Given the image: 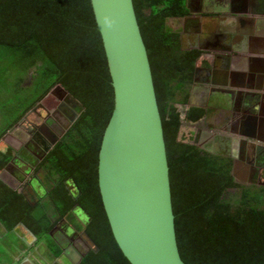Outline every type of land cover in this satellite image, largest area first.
I'll return each mask as SVG.
<instances>
[{
  "label": "trees",
  "instance_id": "16d2710c",
  "mask_svg": "<svg viewBox=\"0 0 264 264\" xmlns=\"http://www.w3.org/2000/svg\"><path fill=\"white\" fill-rule=\"evenodd\" d=\"M132 1L162 122L182 261L264 264V186L235 182L232 159L199 149L194 130L182 131L207 112L188 106L200 52L184 49L179 31L168 25L187 14L185 0ZM56 85L83 109L36 168L42 169V196L28 199L0 179V224L8 236L26 228L34 245L47 248L45 258L70 264L62 239L50 233L79 204L91 217L85 232L94 247L78 264H130L98 189V151L114 100L90 0H0V141ZM10 152L0 150V171Z\"/></svg>",
  "mask_w": 264,
  "mask_h": 264
},
{
  "label": "water",
  "instance_id": "95a60500",
  "mask_svg": "<svg viewBox=\"0 0 264 264\" xmlns=\"http://www.w3.org/2000/svg\"><path fill=\"white\" fill-rule=\"evenodd\" d=\"M90 4L113 88V110L102 135L97 164L99 194L112 236L130 264H185L176 240L162 122L133 1L90 0ZM55 91L80 108L65 125L66 132L83 106L60 85L49 94ZM40 106L37 103L1 140L10 145L11 135ZM236 174L231 170L235 182ZM73 210L82 213L87 222L91 220L79 204ZM82 233L94 247L84 228Z\"/></svg>",
  "mask_w": 264,
  "mask_h": 264
},
{
  "label": "flooded vegetation",
  "instance_id": "af4514ba",
  "mask_svg": "<svg viewBox=\"0 0 264 264\" xmlns=\"http://www.w3.org/2000/svg\"><path fill=\"white\" fill-rule=\"evenodd\" d=\"M188 1L191 13L187 12L183 17L172 19L171 22H168V25L173 30L179 31L181 45L184 49L200 52L194 68L192 88H194L193 92L195 94L192 93V95L199 96L200 100H202H199L198 106L200 105V108L210 107L206 104L207 102L219 99L223 97V93H226V89L219 86L222 80L221 75H226L232 67L231 51L235 35L233 32L221 28L216 21L212 20L210 14L214 12L222 13V11L227 13L245 12V0ZM196 12L202 13L201 16L197 17L194 14ZM222 16H227V14H222ZM183 23L184 30L181 31L180 25ZM48 95L56 96L59 100L52 110H48L41 104L35 112H31L22 121L18 130L11 135L8 141L10 145L2 140L0 141L5 148L10 149L11 159H14L13 162L10 159L7 165L1 169V180L12 189H19L28 199L31 197L34 200H37V198H34L27 191H32L34 188L35 191H40L44 194L43 189H45L41 175L42 169L36 171L38 164L52 150L46 153V149L49 148L50 144L57 138L59 139L56 143L62 140L67 132H65V125L80 110L78 105L66 100L57 91ZM188 106L190 105L188 104ZM232 112L233 110H227L222 105L215 103L212 111H207L201 120L195 123L201 126L200 128L196 127L194 130L192 143L199 149L232 159V164L236 159L247 164V159L245 158L247 145L236 142L233 138V133H237L239 130L243 133L245 126H247V130H250L249 128L252 125L257 124L258 126L260 122H257L256 112L254 111H249L250 114L247 113V119L245 120L240 118L236 120ZM207 125L208 127L210 126V131L206 129ZM211 130L214 132L212 131V133ZM253 152L252 158L248 160L247 170H244V172L237 170L235 165H232L233 169L231 168V170H235L237 173L238 178L236 180L239 184L264 186V147H260L257 152L255 150ZM28 156L34 159L33 164L27 163ZM30 173H33L32 176L27 177ZM35 181L38 182L37 185ZM35 185L40 186L39 190L35 189ZM73 209L70 216L59 220L50 233L51 235L54 233V236L62 239L64 246L62 256L70 264H72L71 253L78 254L79 260L83 254L92 249V244L85 234L82 233V229L84 228L85 231L88 222L82 213L79 211L75 212ZM55 260V264L63 263L62 258H55Z\"/></svg>",
  "mask_w": 264,
  "mask_h": 264
},
{
  "label": "crops",
  "instance_id": "0c3cea01",
  "mask_svg": "<svg viewBox=\"0 0 264 264\" xmlns=\"http://www.w3.org/2000/svg\"><path fill=\"white\" fill-rule=\"evenodd\" d=\"M186 6L189 8L188 0ZM244 9L245 12L242 13H227L226 11L220 13L218 11L219 13L210 14L212 20L216 21L221 28L235 35L231 51L232 67L226 75H221L222 80L219 86L226 89V93H223V97L219 99L207 102L206 104L210 107H203L207 111H212L215 103L220 104L227 110H233L232 115L236 120L238 118L247 119L249 111L256 112L257 122H260L258 126L254 124L249 128L250 130H247L245 126L243 133L241 130L233 133L236 142L247 145L245 148L247 149L245 156L247 164L238 159L235 161V169L243 172L248 168V160L252 158L253 151L257 152L258 148L264 147V0H245ZM194 14L200 17L202 13ZM222 14H227V16H222ZM180 29L184 30V23L180 25ZM193 89L191 88V96ZM206 127L210 131V126ZM2 151L8 153L9 149L5 148ZM13 189L19 191L17 188ZM20 234L22 235V232ZM8 239H11V236L7 235L6 230L0 224V245L2 246L0 264H50L53 262L47 258L43 260V256L40 259L39 255L45 257V253L43 254L40 250L35 252L36 258H39L34 260L32 257L34 246H27L20 236L15 237L16 241L11 239L12 241L8 242ZM9 243L13 244L9 246Z\"/></svg>",
  "mask_w": 264,
  "mask_h": 264
},
{
  "label": "rangeland",
  "instance_id": "374dc122",
  "mask_svg": "<svg viewBox=\"0 0 264 264\" xmlns=\"http://www.w3.org/2000/svg\"><path fill=\"white\" fill-rule=\"evenodd\" d=\"M56 92V91H55ZM194 93V92H193ZM195 94V93H194ZM194 94L192 95V97H191V99H190V102H189V105L190 106H197L200 102H199V100H200V98H199V96L197 97V96H194ZM58 98H56V96L54 97V96H52V95H48V96H46L40 103L42 104V105H44L48 110H52L57 104H58ZM200 101H202V100H200ZM198 107V106H197ZM201 120V119H200ZM199 121V120H198ZM197 121V122H198ZM196 124L195 123H193L192 125H189V124H183V127H182V131L183 132H185V131H189V130H195L196 129V127L197 128H200V124H197L196 126H195ZM0 149H2V150H5V146L3 145V144H1L0 143ZM27 163L28 164H33L34 163V159L33 158H30L29 156L27 157ZM23 166V165H22ZM32 174L33 173H30V174H28L27 175V177H31L32 176ZM35 183H36V185H37V181H35ZM34 183V184H35ZM35 185V189L36 190H39L38 188H40V186L38 185V186H36ZM40 190H42V189H40ZM44 190V189H43ZM27 191V190H26ZM27 192H29L31 195H33V197L34 198H37L36 196H40V195H42L43 193H41L40 191H35L34 190V188H33V190L32 191H27ZM28 193V194H29ZM29 199H32L31 197H29ZM22 235L20 234V233H18L17 235L18 236H20L21 238H23V240H24V242H25V244L27 245V246H30V247H32V246H34V253H32V257H34V260H36V259H38L39 257H40V259L42 258V256H43V260H45V257H44V255H39V257L38 258H36V253L35 252H37V250H40L41 252H43V254L45 253V255H49V253H48V250H47V248L43 245V244H41V245H34V240H33V238L31 237V236H29V234L26 232V231H24V229H22ZM17 237V236H16ZM11 239L13 240V241H16V239H15V235H12L11 236ZM63 242V241H62ZM91 247H92V245H91ZM71 253V252H70ZM78 254H76V253H71L70 254V258L72 259V264H74V263H76L77 262V260H78ZM36 258V259H35ZM51 260H53V262H50V264H55L54 263V261H56L55 259H53V258H51ZM62 263V262H61ZM63 264V263H62Z\"/></svg>",
  "mask_w": 264,
  "mask_h": 264
}]
</instances>
